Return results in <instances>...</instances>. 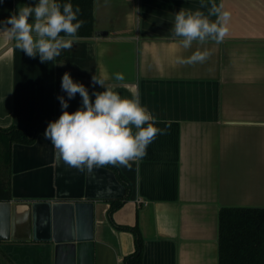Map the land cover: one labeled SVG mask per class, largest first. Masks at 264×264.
Here are the masks:
<instances>
[{
	"label": "crops",
	"instance_id": "obj_1",
	"mask_svg": "<svg viewBox=\"0 0 264 264\" xmlns=\"http://www.w3.org/2000/svg\"><path fill=\"white\" fill-rule=\"evenodd\" d=\"M222 2L231 13L223 40L189 49L169 35L172 14L200 0H95L93 35L44 63L0 32V127L57 119L68 71L90 93L104 90L95 75L139 94L164 129L143 158L94 175L58 160L43 134L12 145V200L94 201L95 264H125L134 235L117 226L136 224L143 264H219L221 207H264V0ZM32 3L4 0L0 20ZM198 48L209 50L205 61L176 62ZM80 104L77 94L69 111ZM0 264H55V246L0 241Z\"/></svg>",
	"mask_w": 264,
	"mask_h": 264
},
{
	"label": "clouds",
	"instance_id": "obj_2",
	"mask_svg": "<svg viewBox=\"0 0 264 264\" xmlns=\"http://www.w3.org/2000/svg\"><path fill=\"white\" fill-rule=\"evenodd\" d=\"M3 2L0 0V4ZM79 14V6L74 7L70 0L64 3L34 0L0 20V32L27 56H39L42 63L54 61L62 50L70 49L79 41L78 31L84 23L78 18ZM172 15L169 35L183 49L191 48L193 42L201 46L209 41L221 42L231 18L222 0L220 4L200 0V7H182ZM209 55L207 48H198L188 57L178 55L176 62L194 64L205 61ZM114 78L120 81L124 75L115 73ZM92 85L104 90L93 88L90 93L88 87L66 71L61 77V89L66 95L57 96L61 114L49 121L43 132V138L51 142L58 160L90 175L105 165L130 166L131 161L147 154L149 144L164 131L157 126L152 112L141 103L139 94L122 96L95 75ZM77 94L81 104L75 111H69V101Z\"/></svg>",
	"mask_w": 264,
	"mask_h": 264
},
{
	"label": "trees",
	"instance_id": "obj_3",
	"mask_svg": "<svg viewBox=\"0 0 264 264\" xmlns=\"http://www.w3.org/2000/svg\"><path fill=\"white\" fill-rule=\"evenodd\" d=\"M94 1L70 0L79 6L83 25L79 37L94 32ZM64 3L68 0H59ZM48 122L36 121L23 126L0 127V201L11 200L10 165L14 143L31 144L43 134ZM120 203L109 209L112 214ZM117 226V225H116ZM134 235L135 249L124 257L125 264H143L144 239L138 225H118ZM219 264H264V207L223 206L219 213Z\"/></svg>",
	"mask_w": 264,
	"mask_h": 264
},
{
	"label": "water",
	"instance_id": "obj_4",
	"mask_svg": "<svg viewBox=\"0 0 264 264\" xmlns=\"http://www.w3.org/2000/svg\"><path fill=\"white\" fill-rule=\"evenodd\" d=\"M94 225V201H0V241L51 242L55 264H95Z\"/></svg>",
	"mask_w": 264,
	"mask_h": 264
}]
</instances>
